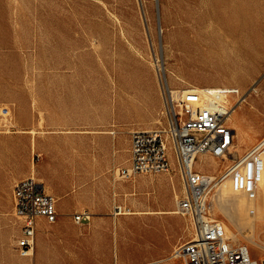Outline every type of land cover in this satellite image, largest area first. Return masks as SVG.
I'll use <instances>...</instances> for the list:
<instances>
[{"label": "rangeland", "instance_id": "rangeland-1", "mask_svg": "<svg viewBox=\"0 0 264 264\" xmlns=\"http://www.w3.org/2000/svg\"><path fill=\"white\" fill-rule=\"evenodd\" d=\"M155 58L165 70L163 79L175 89L197 86L240 92L232 98L236 115L229 121L237 133L233 155L229 160L201 155L196 171L219 176L232 159L264 139V0H0V114L3 109L10 113L0 128V203L4 207L0 211L9 216L15 177L26 172L33 176L40 165L46 167L49 188L59 187L60 177L72 180L71 194L91 190L108 197L107 205L102 198L92 200L94 216L87 224L68 222L65 217L56 224L38 219L35 264H182L168 260L193 235L188 217L115 215L176 212V199L184 186L172 149L170 172L117 181L114 171L126 167L130 159V138L125 141V133L118 137L117 146L99 145L93 139L91 146L70 148L62 137L66 133L58 137L53 128L55 117L64 120L68 110L76 115L83 111L90 118L105 115L107 92L130 83L138 72L146 73L148 66L157 69ZM166 126L164 118L158 127ZM9 130L11 139L2 136ZM69 152H90L91 176L81 171L89 162L71 160ZM256 173L257 189L250 193L262 195L256 206L245 213L237 206L229 208L240 232L221 211L214 215L227 223L232 234L238 233L233 242L248 246L251 258L261 262L264 216L257 224H246L243 230L241 226L248 215H262L264 148L257 156ZM222 189L234 192L230 183ZM52 194L60 211L70 210L72 197L59 200V191ZM15 223L14 219L9 225L11 238L4 249L18 264L26 260L15 253L19 238V223ZM99 225L109 228L100 244L96 240Z\"/></svg>", "mask_w": 264, "mask_h": 264}, {"label": "built area", "instance_id": "built-area-1", "mask_svg": "<svg viewBox=\"0 0 264 264\" xmlns=\"http://www.w3.org/2000/svg\"><path fill=\"white\" fill-rule=\"evenodd\" d=\"M159 79L164 98L162 115L167 126L131 132L128 165L114 171L115 179L129 180L142 174L170 172L169 149H172L184 186L182 196L176 199V212L190 219L193 235L174 250L169 260H180L182 264H264V261L251 258L247 246L235 244L227 237L226 226L212 218L211 204V196L227 180L240 195L256 191L255 168L264 139L243 156L232 159L219 176L195 170L196 160L201 155L223 160L233 155L237 133L229 125L228 117L235 109L232 98L240 96L239 90L175 89L161 74ZM8 114V109L1 111L0 128ZM13 201L14 214L21 225L15 249L21 257L31 260L36 245L37 220L43 218L50 224L57 221L56 200L37 178L30 176L15 184ZM73 217L80 224L89 220L90 214L84 212Z\"/></svg>", "mask_w": 264, "mask_h": 264}, {"label": "crops", "instance_id": "crops-1", "mask_svg": "<svg viewBox=\"0 0 264 264\" xmlns=\"http://www.w3.org/2000/svg\"><path fill=\"white\" fill-rule=\"evenodd\" d=\"M166 70L167 67L165 66ZM156 68L153 67H146V73L140 74L139 72L132 77L130 83H123L119 84L118 86L115 85L114 88H111L105 97V104H106V114L102 115L99 114L95 118H90L86 113L83 111L80 115H76L75 113L68 110V114L65 119L60 121L59 115L55 117L53 122V128L58 132V137L61 136L60 132H64L66 134H62V137L67 138V143L69 147L72 146L77 148L79 145L91 146L93 143L92 140L94 139L99 145L104 144L106 145H116L117 146V139L118 137L125 133V141L129 137V157H130V148H131V132L135 130H152V129H159L158 127L160 123H163L165 117H163V109H164V98L162 94V89L159 81V77L157 76ZM167 72V71H166ZM68 108L70 109L69 105ZM10 115V113H9ZM57 118V120H56ZM94 119V120H93ZM166 119V118H165ZM93 120V121H92ZM22 125V124H21ZM105 128L107 131L99 132L97 129ZM4 137L11 139L13 132L6 131L3 132ZM105 134V135H103ZM94 135V137L92 136ZM97 140V141H96ZM54 143V142H53ZM39 145L36 143V137L34 139V146ZM125 145V142H124ZM41 147V145H40ZM71 148V147H70ZM124 150V148L122 149ZM71 153V152H69ZM85 153V152H84ZM70 159L74 161L85 160L88 161L89 164L84 165L81 171L83 175L91 176V154L90 152L85 153V155H81L78 152H72L70 155ZM128 161V160H127ZM117 164L115 163L114 166ZM75 165L74 167H77ZM46 171V167L44 165H40L37 167L36 171H33V176L35 175L36 178L43 184L44 189L47 185V191H45L54 197L52 194L54 191H59V200L72 197V205L70 206V210L67 212L60 211L57 206V199L56 200V207L58 212V219L54 223H58L62 221V218H67L68 222L73 220L74 223V215L80 214L84 212H88L90 214V219L80 223L87 224L91 221L94 214L91 212V202L93 199L99 200V198L103 199L108 204V197L99 196L93 194L91 190L87 192H78V193H69L72 191L71 185L72 180L67 181L66 179L57 178V182L59 187L53 189L49 188L48 184L44 179V172ZM30 174L28 173H21L15 177V183H18L20 180L29 177ZM116 183V182H115ZM13 186V189H14ZM13 189H12V201L11 205L8 208L10 210L8 212L9 216H5V213L0 211V264H13L12 260L9 258V254L4 249V245L7 241L11 238V233H9V225L16 220V223L19 226L17 227L19 230V235L17 237L20 238L21 236V225L18 219L14 214V201H13ZM3 204L0 203V210L4 207ZM7 214V213H6ZM155 214H175V212H165L159 213L156 211H139V212H125L120 214L121 216L127 217H136V216H154ZM178 214V213H177ZM39 220L46 221L47 220L41 218ZM50 224V223H49ZM77 224V223H76ZM8 226V227H7ZM109 228H104L103 225H99L97 227V235L96 240L98 244L102 242L106 235H108ZM18 238V239H19ZM37 240V236H36ZM17 243V241H16ZM47 246H50L49 242L45 243ZM16 246V245H15ZM36 248V245H35ZM16 256L18 259H24L26 262H18V264H28L31 261L35 264V250L33 258L30 260L28 258H23L19 255L17 250L15 249ZM147 263H155V261H148L142 264ZM159 264V263H156Z\"/></svg>", "mask_w": 264, "mask_h": 264}, {"label": "bare ground", "instance_id": "bare-ground-1", "mask_svg": "<svg viewBox=\"0 0 264 264\" xmlns=\"http://www.w3.org/2000/svg\"><path fill=\"white\" fill-rule=\"evenodd\" d=\"M155 65L157 67V72L159 74H161L162 76L164 75L165 76V70L163 68V66L160 64L159 62V59L155 58ZM212 87V86H210ZM191 89L193 90H196V91H199L201 88L197 87V86H191L190 87ZM189 89V88H188ZM211 89L212 91H217L219 89H222V88H218V87H212V88H209ZM228 89V88H227ZM187 90V89H186ZM236 90V89H235ZM238 90V89H237ZM244 97V96H243ZM242 99V98H241ZM243 100V99H242ZM241 102V101H240ZM6 109H3L2 112H5ZM9 115V114H8ZM234 115H236V109L233 110V112L229 115L228 119L229 121L233 119ZM10 116V115H9ZM5 117V116H4ZM6 118V117H5ZM11 119V118H10ZM7 120V118H6ZM6 122V121H5ZM7 125V124H6ZM238 128V127H237ZM11 130H9L10 132ZM245 136H242V138H244ZM215 160V159H214ZM216 166V164H215ZM196 168V167H195ZM217 168V167H216ZM256 169V168H255ZM214 170V169H213ZM256 176H257V173H256ZM226 183H229V180L225 181L220 187L219 189L221 188V190H218L216 191L212 196H211V204H212V209L214 208V213H213V216L212 218L215 219V220H218L215 215L218 214V210L221 211L224 216L230 220V222L233 224L234 228L237 230V232L239 233L240 232V227L238 226L237 222L235 221V218L233 216V214L230 212L229 208H231L232 206L234 207H238L240 210H242V212L245 213V211H249L251 206L254 208L256 206V202L257 200L261 199V196L262 195H258V194H255V195H252V194H248V195H240L238 193H236L233 189L234 192H228L226 190H223L222 187L224 188V186L226 185ZM256 189H257V181H256ZM253 193V192H252ZM220 202L221 204V208L217 207L219 205H217V203ZM261 209V208H259ZM261 214L259 217H256L254 218L253 215H248L247 216V220L246 223H244L242 226H241V230H243V227H246L245 225L247 224L248 226H252L254 224H257V222L259 220H262L263 216H264V208L263 210H260ZM123 212H120V213H116L115 215H120L122 214ZM175 214H177V212H175ZM215 214V215H214ZM251 216V217H250ZM226 220V219H225ZM255 220V221H253ZM264 220V219H263ZM253 221V223H252ZM221 223H223L225 226H226V230H227V237L228 238H232V239H237L238 237V233L237 234H232V232H234L228 225L226 222L220 220ZM260 225V224H259ZM243 233V232H242ZM237 236V237H236ZM244 237L249 240V242L253 245H256V246H260L258 242H256L255 240H251L247 235H244ZM248 250H249V247L247 246ZM170 260H168L169 262ZM173 262V261H172Z\"/></svg>", "mask_w": 264, "mask_h": 264}]
</instances>
